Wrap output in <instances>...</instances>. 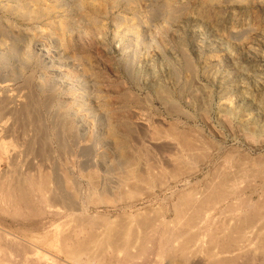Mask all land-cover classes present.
I'll return each instance as SVG.
<instances>
[{
    "label": "rangeland",
    "instance_id": "rangeland-1",
    "mask_svg": "<svg viewBox=\"0 0 264 264\" xmlns=\"http://www.w3.org/2000/svg\"><path fill=\"white\" fill-rule=\"evenodd\" d=\"M90 1L0 0V264H264V0ZM204 137L206 155L178 158ZM56 171L93 227L51 200ZM220 178L254 201V228L184 204Z\"/></svg>",
    "mask_w": 264,
    "mask_h": 264
},
{
    "label": "bare ground",
    "instance_id": "bare-ground-1",
    "mask_svg": "<svg viewBox=\"0 0 264 264\" xmlns=\"http://www.w3.org/2000/svg\"><path fill=\"white\" fill-rule=\"evenodd\" d=\"M95 3V2H94ZM80 4H81V6L82 7H85V6H87V7H94L93 6V4L91 3V1L89 0V1H87V0H80ZM79 4V5H80ZM98 5V4H97ZM100 5V4H99ZM171 6V5H170ZM96 7V6H95ZM8 8V7H7ZM9 8H11V7H9ZM14 8V7H13ZM91 8V9H92ZM98 8V7H97ZM90 9V8H89ZM102 9V8H101ZM9 10V9H8ZM12 10V9H11ZM17 11V10H16ZM91 11H93V10H91ZM19 12V11H18ZM32 12V11H31ZM96 14H98V13H96ZM87 72V71H86ZM36 97V96H35ZM49 99V98H48ZM4 100V99H3ZM6 100V99H5ZM4 100V101H5ZM33 100V99H32ZM1 101H2V99H1ZM3 102V101H2ZM30 102H31V100H30ZM34 102V101H33ZM1 103V102H0ZM4 103V102H3ZM31 105V104H30ZM35 105V104H34ZM33 105V106H34ZM2 107V106H1ZM35 108V107H34ZM33 108V109H34ZM33 109H32V107H30V106H28L27 107V109H26V111L27 112H24V113H28V114H32L33 113ZM23 110V109H22ZM22 110L20 111V114H24L23 112H22ZM36 110V109H35ZM0 111H2L3 112V110H0ZM24 111V110H23ZM18 113H19V111H17ZM22 112V113H21ZM7 113V112H6ZM14 113V112H13ZM17 113V114H18ZM35 113H37V112H35ZM28 114H27V116H28ZM34 114V113H33ZM15 116H16V113H15ZM18 116H20V115H18ZM32 116V115H31ZM3 117V116H2ZM17 117V116H16ZM20 118V117H19ZM33 118H34V116H33ZM39 118H40V116L38 117V120H39ZM36 121V120H35ZM39 124L41 123V122H38ZM38 128V127H37ZM128 129H130V128H128ZM39 130V129H38ZM127 131V130H126ZM44 132V131H43ZM130 132V131H129ZM107 133H109L113 138H114V142H115V144L120 148V149H122V150H125V149H128V143H127V137H125V136H127L128 135V132H125V131H122L121 129H119V127L118 126H116L114 123L113 124H111V125H109V128H108V131H107ZM106 133V134H107ZM57 134V133H56ZM108 134V135H109ZM130 135V134H129ZM174 135V134H173ZM110 136V137H111ZM40 138V137H39ZM126 138V139H125ZM187 138V137H186ZM203 138V137H202ZM58 139H59V134H58ZM123 139H125L124 141H123ZM130 139V138H129ZM178 139V138H177ZM189 139V138H188ZM206 138L204 137V139H202L201 140V138L199 139L198 138V142L195 144V145H192V144H189V143H186V144H188V145H186L185 143V145L184 146H182V147H184L183 149H184V151L182 152V154L181 155H179V159H181L182 161H183V159L182 158H189V159H191V161H192V159H196V157L197 158H201L202 156H204V155H206V152H209L210 151V149H212V148H214V145H212V143H210L208 140L206 141L205 140ZM37 140V139H36ZM47 140V139H46ZM45 141V140H44ZM129 141V140H128ZM1 142H2V140H1ZM60 142H61V140H60ZM196 142V141H195ZM200 142V143H199ZM3 143V144H2ZM0 145H1V147L2 148H4V143H5V141L4 142H2ZM39 143V142H38ZM62 143V142H61ZM41 144V143H40ZM42 144H44V142L42 143ZM64 144V143H63ZM63 144H61V145H63ZM183 145V144H182ZM224 145V144H223ZM222 145V146H223ZM218 146H220V145H218ZM0 147V150H2V151H4V149L5 150H7L6 148H4V149H2ZM65 147V146H64ZM221 147V146H220ZM9 149V148H8ZM223 149V148H222ZM222 149L220 148V150L218 149V150H216L217 152L218 151H222ZM121 150V151H122ZM214 150V149H213ZM5 152V151H4ZM226 152V151H225ZM130 152L128 151V152H122L121 153V155H120V157L123 159V160H121V162H120V164L122 163V161H123V163H129L130 161H131V157L130 156H132V154L130 155L129 154ZM178 153V152H177ZM176 153V154H177ZM79 154H80V152H79ZM86 154V152H81V156H84ZM200 154V155H199ZM43 155H44V153H43ZM177 155V156H178ZM201 156V157H199V156ZM176 156V155H175ZM195 157V158H194ZM175 159H177V158H175ZM181 160H179V161H181ZM195 161H197V160H195ZM187 162V161H186ZM90 162H89V159H88V162H82V169L83 168H87V164H89ZM93 163V162H92ZM179 163V162H178ZM259 163H261V162H259ZM95 164V163H94ZM93 164V165H94ZM90 165V164H89ZM122 165V164H121ZM262 165V164H261ZM148 168V167H147ZM151 169V168H150ZM143 171V170H142ZM145 172L146 171H144V177L146 178V179H148L147 181H148V183H150L149 181L150 180H152L153 178H152V175H153V173H156L155 171H154V169H153V172L152 171H150V170H148V172L145 174ZM163 172V171H162ZM142 173L143 172H141V176H143L142 175ZM164 173V172H163ZM246 173V172H245ZM137 175H139V174H137ZM159 175V174H158ZM161 175V174H160ZM140 176V175H139ZM140 176V177H141ZM12 177V176H11ZM60 176H59V172L58 171H56L55 172V178H54V185H55V193L53 192V196H51V200L53 199H60V200H62V201H64V203L66 204V206L68 207V210H70V211H73L74 212V215L76 216V218L74 217L73 218V221H74V223H76L77 225H80V226H86V227H90L91 228V226H92V224H91V221H93L94 222V220H91V219H87L86 217H85V215H84V213H81V212H84V208L83 207H81V206H77V204L76 203H74V200H72V198H71V196H70V194H67L66 193V191H65V193H63V192H61L62 190H61V183H62V179H60L59 178ZM132 177V176H131ZM134 177H137V176H134ZM140 177H137V179H135V180H137V181H139V183L141 182H143V181H145L144 179V177L142 178H140ZM153 177H154V175H153ZM156 177V176H155ZM27 178V177H26ZM30 180H32V178H29ZM29 179H26V180H23V181H21L20 182V184L18 185V186H16V187H19V189L17 190L18 191V197H19V200L17 201V202H19L20 204H21V202L24 204H26V205H29V206H31V200L29 201V199H31L30 197V195H29V193H28V188H27V186L30 184V183H32V185H35V183L33 184V182L32 181H30ZM221 179V178H220ZM5 181V180H4ZM18 181V180H17ZM136 181V182H137ZM232 181H233V179H232ZM231 180L229 181L228 179H221V180H219L217 183H215V186L214 185H212V186H214V188L211 190V186L209 187L210 189H208V190H210V191H208V192H205L204 194H196V192H195V195H194V193L193 194H190L191 196H188V199H190L189 201H188V199H187V201L184 203L185 205H187V204H190V205H193V209L195 210V211H193V212H196L197 214H199L198 216H202V217H204L205 218V216L207 215V216H210L211 215V213L210 212H212L214 209H216L217 207H221L223 204H226V206L227 207H229L228 209H230V210H232L233 212H234V216H235V218H236V216H237V218H239V220L240 221H248V222H250V221H252V220H248V218L249 219H254V218H260V217H258V216H255L254 214H256L257 212L256 211H254L255 209V207L256 206H254V204L252 203V202H254V201H251V200H249V201H247V203H245V204H243V203H241L242 201H244L245 199H244V197H243V199H242V196H241V193H240V189H238L239 187H237V185H236V182H237V180L236 181H234V182H232ZM9 183H10V181H8ZM16 182V181H15ZM3 183V182H2ZM2 183H0L1 185H2ZM7 183V182H6ZM12 183V182H11ZM140 183V184H141ZM146 183V182H145ZM8 184V183H7ZM143 184V183H142ZM0 185V186H1ZM6 186H9V185H6ZM30 186V185H29ZM28 186V187H29ZM39 186V185H38ZM42 186V185H41ZM41 186H39V187H41ZM12 187V186H11ZM4 188V187H3ZM41 188H43V186L41 187ZM9 189H10V187H9ZM9 189H6L7 191H5V196L4 197H6V199L8 198H10L11 197V193H13V192H15L16 190H12V191H10ZM12 189H14V188H12ZM31 189H32V187H31ZM40 189V188H39ZM9 190V191H8ZM65 189H63V191H64ZM1 191V190H0ZM41 191V190H40ZM242 191V190H241ZM3 192V191H2ZM44 191H42V193H43ZM45 192H46V190H45ZM44 192V193H45ZM201 193V192H200ZM15 195H17V194H15ZM49 195V194H48ZM51 195V194H50ZM194 195V196H193ZM14 196V195H13ZM47 196V195H46ZM45 195H44V197H46ZM1 198V197H0ZM14 197H12L10 200L12 201V199H13ZM42 198H43V196H42ZM248 198V197H247ZM261 198V197H260ZM16 199H18V198H16ZM186 199V198H185ZM249 199V198H248ZM4 200V199H3ZM13 200H15V199H13ZM20 200H21V202H20ZM44 200H46V199H44ZM11 201H9V202H11ZM61 201V202H62ZM182 201V200H181ZM14 202H16V201H14ZM30 202V203H29ZM187 203V204H186ZM259 204V203H258ZM264 204V203H263ZM15 205V204H14ZM256 205V204H255ZM28 206V207H29ZM182 206H183V204L181 205V208H180V206L178 207V210H180L179 211V214L181 213V211H182ZM188 206V205H187ZM225 206V207H226ZM262 206V205H261ZM2 208V207H1ZM184 208V207H183ZM189 208V207H188ZM177 208H175V210H176ZM187 209V208H186ZM192 209V210H193ZM221 209V208H220ZM262 209V208H261ZM177 210V211H178ZM227 210V209H226ZM177 211H176V213H177ZM183 211H184V209H183ZM186 211V210H185ZM72 212V213H73ZM78 212V213H77ZM187 213V212H186ZM195 213V214H196ZM210 213V215H208ZM231 213V212H230ZM185 214V213H184ZM196 214V215H197ZM232 214V213H231ZM260 214H261V212H260ZM254 215V218L253 217H251V216H253ZM259 215V214H258ZM263 215V214H262ZM261 216V215H260ZM264 216V215H263ZM201 217V218H202ZM203 218V219H204ZM206 218H208V217H206ZM263 219H264V217H263ZM238 221V220H237ZM255 221V220H254ZM257 221V220H256ZM260 222V221H259ZM258 222V224L260 225V223ZM73 223V222H72ZM256 223V222H255ZM245 224H247V223H245ZM258 224H256V227L258 226ZM165 225V224H164ZM180 225V224H179ZM226 224H224V226H225ZM237 226H238V223L236 224ZM69 226V225H68ZM71 226V225H70ZM76 226V225H75ZM251 226H253V228H254V226H255V224H253V221H252V224H251ZM264 226V225H263ZM93 227V226H92ZM170 227V226H169ZM245 227V226H244ZM262 227V226H261ZM70 228V227H69ZM75 228V227H74ZM78 228V227H77ZM230 228V227H229ZM239 228H241V227H239ZM248 228V227H247ZM259 229H260V227H258ZM258 228H256V229H258ZM264 228V227H263ZM209 229V228H208ZM223 229V228H222ZM227 229H228V227H227ZM250 229V228H249ZM256 229H254V230H256ZM262 229V228H261ZM260 229V230H261ZM224 231V230H223ZM230 231V230H229ZM237 231V230H236ZM244 231H245V229H244ZM244 231H242V233L244 232ZM256 231H258V230H256ZM71 232V231H70ZM74 233H76L75 231H73ZM73 232H72V234H73ZM170 232V231H169ZM227 232V231H226ZM246 232V231H245ZM259 232V231H258ZM78 233V232H77ZM168 233V232H167ZM173 234V233H172ZM256 234V233H255ZM65 235H68V234H66L65 233ZM70 235V234H69ZM77 235V234H76ZM170 235V234H169ZM245 235L246 234H244L243 236L245 237ZM257 236H258V234H256ZM261 235H263V233L261 234ZM260 235V236H261ZM64 235H62V237H63ZM226 236V235H225ZM228 236V235H227ZM249 236H251L250 234H249ZM249 236H246V237H249ZM76 237V236H75ZM245 237V238H246ZM63 238H65V236L63 237ZM77 238V237H76ZM229 238V237H228ZM259 238V237H258ZM3 239V238H2ZM78 239V238H77ZM247 239V238H246ZM245 239V240H246ZM255 239V238H254ZM262 239V238H261ZM63 240V239H62ZM61 240V241H62ZM217 240H219V239H217ZM244 240V239H243ZM242 240V241H243ZM244 240V241H245ZM252 240V239H251ZM256 240V239H255ZM255 240H254V244H255ZM214 241V240H213ZM216 241V240H215ZM244 241H243V243H244ZM247 241V240H246ZM245 241V242H246ZM249 241V240H248ZM256 241H258V240H256ZM262 241V240H261ZM260 241V242H261ZM77 240H75V238L73 237V239H69L68 238V236L65 238V240L62 242V244H63V246L62 247H64V249L65 250H63V251H66L68 254L69 253H72L73 252V250H75L74 249V247H77ZM219 242V241H218ZM250 242V241H249ZM165 243H168V242H165ZM221 243V242H220ZM252 243V242H251ZM259 243V242H258ZM264 243V242H263ZM236 244V243H235ZM246 244H249V243H246ZM261 244H262V242H261ZM75 245V246H74ZM234 245V244H233ZM253 245V244H252ZM256 245V244H255ZM263 245V244H262ZM261 245V246H262ZM11 246V245H10ZM72 246V247H71ZM242 246H244V245H242ZM264 246V245H263ZM247 247V246H246ZM245 247V248H246ZM256 247H258V246H256ZM241 248V247H240ZM244 248V249H245ZM259 248V247H258ZM264 248V247H263ZM77 250V249H76ZM32 251V250H31ZM65 252V253H66ZM75 252V251H74ZM64 254V253H63ZM18 256H21L22 257V255H18ZM71 256V255H70ZM76 256V255H75ZM69 257V256H68ZM24 258V257H23ZM22 258V259H23ZM0 259H3V257L2 258H0ZM4 259H5V257H4ZM24 259H26V258H24ZM24 259H23V261H21V258L20 259H17L18 261H10V260H8V261H10V262H12V264H21V262H22V264L23 263H25L24 262ZM73 260V259H72ZM132 260V259H131ZM5 261V260H4ZM7 261V260H6ZM3 262V261H2ZM10 262H8L9 264H10ZM35 262V261H34ZM109 262V261H108ZM51 263H53L52 261H51ZM129 263H131V262H129V259H121V260H117V262H109L108 264H129ZM134 263V262H133ZM30 264H32V263H30ZM107 264V263H106Z\"/></svg>",
    "mask_w": 264,
    "mask_h": 264
}]
</instances>
